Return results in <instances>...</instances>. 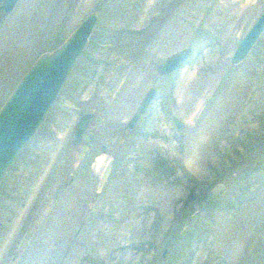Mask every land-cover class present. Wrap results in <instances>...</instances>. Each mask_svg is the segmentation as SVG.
Listing matches in <instances>:
<instances>
[{
	"label": "rangeland",
	"instance_id": "obj_1",
	"mask_svg": "<svg viewBox=\"0 0 264 264\" xmlns=\"http://www.w3.org/2000/svg\"><path fill=\"white\" fill-rule=\"evenodd\" d=\"M93 9L87 46L0 183V264H264V29L230 61L264 0L0 5V106ZM185 46L189 62L160 74ZM150 86L157 98L128 126ZM89 108L102 119L77 156L70 134ZM217 181L228 188L210 199Z\"/></svg>",
	"mask_w": 264,
	"mask_h": 264
},
{
	"label": "water",
	"instance_id": "obj_2",
	"mask_svg": "<svg viewBox=\"0 0 264 264\" xmlns=\"http://www.w3.org/2000/svg\"><path fill=\"white\" fill-rule=\"evenodd\" d=\"M17 1L0 0V5L4 11H10ZM97 19L98 12L95 9L88 11L57 46L40 52L2 102L0 106V183L19 151L30 141L45 119L78 56L87 46ZM263 29L264 9L237 40L230 56L231 63H238L244 59ZM192 54L193 50L189 46L175 50L159 62L157 71L160 74H166L178 70L189 62ZM157 96L158 89L155 86L146 89L137 109L127 122L128 126L132 127L135 124L139 115ZM101 119L102 116L95 114L93 108L77 114L70 134L71 142L81 146L77 156H80L95 140L96 132L89 129V124L92 121L98 124ZM171 119L178 129L182 128L183 122L177 116H172ZM111 165L112 157L107 160L100 172L99 188L107 179ZM227 188L226 183L217 181L208 190L207 195L210 199H216Z\"/></svg>",
	"mask_w": 264,
	"mask_h": 264
},
{
	"label": "bare ground",
	"instance_id": "obj_3",
	"mask_svg": "<svg viewBox=\"0 0 264 264\" xmlns=\"http://www.w3.org/2000/svg\"><path fill=\"white\" fill-rule=\"evenodd\" d=\"M102 156V155H101ZM97 163L100 164V161L97 160Z\"/></svg>",
	"mask_w": 264,
	"mask_h": 264
}]
</instances>
